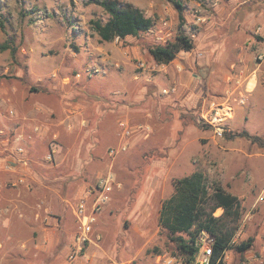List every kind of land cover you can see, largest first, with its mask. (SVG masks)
Wrapping results in <instances>:
<instances>
[{
    "label": "rangeland",
    "instance_id": "rangeland-1",
    "mask_svg": "<svg viewBox=\"0 0 264 264\" xmlns=\"http://www.w3.org/2000/svg\"><path fill=\"white\" fill-rule=\"evenodd\" d=\"M118 1L139 7L152 19L151 29L123 40L101 41L91 21H105L108 15L94 0H0V158L1 139L8 130L28 149L22 138L32 141L41 120L64 118L58 125L60 137L53 140L50 134L31 156L33 161L29 157L42 182L36 189L26 188L30 213L16 207L7 211L4 198L10 191L0 184V264L54 262L55 246L46 247L49 238L39 230L53 229L48 215L55 214L57 203L47 192L54 202L37 207L41 184L74 174V183L84 181L93 192L99 178L109 172L115 180L113 190L97 213L89 235L92 241L82 250H99L102 263L109 259L113 264H164L165 258L179 252L173 238L190 240V235L171 233L159 222L162 202L173 193L176 178L195 170L206 178L208 194L200 203L206 213L218 217L223 212L221 206L213 207L216 188L242 194L238 218L229 225L234 232L242 226L236 242L248 236L254 241L244 253L225 251V262L264 264V197L258 200L264 196V147L238 135L245 130L264 138V88L250 95L247 89L250 72L259 69L264 82V62L258 66L253 60L264 59V25L243 30V15L236 20L245 12L243 6L264 15V0H245L231 9L235 13L230 16L225 0H182L183 20L170 0ZM215 3L221 7L218 11ZM256 22L260 20L249 25ZM180 33L193 39L190 51H180L170 62L150 55V47L172 42ZM238 34L239 44L232 43ZM201 57L205 61L200 65ZM211 63L216 65L210 68ZM171 68L196 81L213 70L216 91L200 85L195 101L180 102L176 97L180 81L166 79ZM20 100L43 106L36 112L39 123L27 119ZM121 120L131 129L128 135L118 124ZM29 122L27 131L20 127L24 133L8 126ZM217 127L221 134L215 132ZM51 141L58 145L48 161ZM235 148H244L251 156H228ZM3 170L0 183L6 178ZM61 212L59 226L64 229L66 211ZM68 213L72 245L79 228L69 206ZM206 213L189 229L196 233L197 249L203 232H208L202 227ZM61 236L57 235L63 241ZM87 258L82 256L84 264Z\"/></svg>",
    "mask_w": 264,
    "mask_h": 264
},
{
    "label": "trees",
    "instance_id": "trees-1",
    "mask_svg": "<svg viewBox=\"0 0 264 264\" xmlns=\"http://www.w3.org/2000/svg\"><path fill=\"white\" fill-rule=\"evenodd\" d=\"M94 1L101 5L108 15L105 21L100 19L91 21V25L101 41H112L115 38L123 40L127 36H138L153 26L152 19L131 3H121L118 0ZM170 1L178 10L180 19L183 20L182 0ZM193 45V39L189 35L180 33L172 42L150 47L149 53L156 61L170 62L180 51H190ZM238 135L245 136L252 142H257L260 147H264L263 137L252 135L245 130ZM2 155L6 158L9 154L5 152ZM173 186L174 191L171 196L162 202L159 222L171 233L183 231L190 235V240H185L182 237L173 239L178 246L177 255L191 260L198 249L195 246L196 233L189 232V229L200 214L206 213L200 205L208 194L206 178L201 171L195 170L189 175L175 179ZM216 189L213 207L221 206L223 212L218 217L212 216L210 212L206 213L207 218L202 227L214 236L211 264H227L224 260L225 251L235 249L239 253H244L252 247L254 238L248 236L240 242L229 244L234 234V229L229 225V222L238 218L240 199L236 195L224 193L220 188Z\"/></svg>",
    "mask_w": 264,
    "mask_h": 264
},
{
    "label": "crops",
    "instance_id": "crops-1",
    "mask_svg": "<svg viewBox=\"0 0 264 264\" xmlns=\"http://www.w3.org/2000/svg\"><path fill=\"white\" fill-rule=\"evenodd\" d=\"M225 1H227V4L229 5V7H228L229 10H227V13L229 14V16L231 14L235 13V10H231V9H235L236 7L240 6L241 3L245 2V0H225ZM243 7L245 8L244 9L245 12H242L241 18L236 19L237 21L241 20L242 15H243V18L245 20V25L241 24L242 26H240V28H242V29L244 28V29L248 30L249 28L254 29L256 27H261V25H264V15L263 14L250 12L248 10L247 6H243ZM215 9H217V11L219 9H221L220 5L216 4ZM255 19L256 20L259 19L260 22H256L255 24L249 25V22L253 21ZM239 35L240 34H238L237 36H234V40L231 42L232 43L237 42V44H239V42H238V40L240 39ZM253 41L254 40L252 39L250 41V43H252ZM225 43L227 44L228 42H225ZM204 59H205V57L199 58L198 64L201 65L200 61L204 60ZM253 60H254V62H256V64L258 66L264 62V59L259 61L256 58H253ZM215 65L216 64L211 63L210 68H213ZM212 74H213V70L210 71V73L206 79H202V80L200 79V80L196 81L194 78L192 79L190 75H185L184 73H181V72L177 73L174 69L171 68L170 74H169V76H166V79H168V81H170V80H179L180 81V83H181L180 93H177L176 97H178L180 99L179 100L180 102L183 101L184 103L187 104L192 99H194V101H195L196 96L198 95V93L201 90V86L202 87L209 86L210 87L209 89L211 91H213V92L216 91V90L214 91L215 88H214L213 84L215 81H212ZM249 74H251V76L249 75L250 77L247 81V86H248L247 89H248V91H249L248 93L250 95L258 87L264 88V82L260 81L261 78H259V77H261L260 76L261 73L259 72V69L255 72L253 71V73L250 72ZM203 83H205V84H203ZM233 85H234V82L232 83V87H233ZM230 87H231L230 84L226 85V89L228 90V92L230 91ZM204 89H203V91H204ZM216 94L219 95L218 93H216ZM18 103L21 106V108L24 110L23 112L25 113V116H27V117L29 116V118H27L28 120L33 121L32 123H34V124H37L40 122V121L37 122L35 120H38L36 112L43 108L42 105H40L38 103H35L33 105V104H30L33 102L26 101V100H22V101L20 100V101H18ZM63 108L65 109L64 106H63ZM63 119H61V118H60V120H58V118H53L51 120L46 119L48 122L41 120V125H39V126H41L42 128L40 127L39 132L37 133L36 136H34L32 138L33 139L32 141H29L30 139H25L24 137L22 138V141L24 143H26V145L28 147L27 152H28V155L30 154L28 157L36 155V152H38V146H40L41 144H44V142L46 141V139L48 138V136L50 134L53 136V138H54L53 140H55L56 137H60V130L58 129V125H60L63 122ZM111 119H113V117H110V120ZM107 121H109V120L106 119L105 122H107ZM30 124L31 123L29 122V123H25L21 126L17 125V124H11V125L9 124L8 126H9V129L15 130L16 133L18 134V133H24L23 131H27L29 129ZM81 125H83V124H81ZM20 127H23V128H21V130H23V131L20 130ZM83 127L81 128V131H83V129H84ZM112 129H113V124H112V128H111V132H112ZM67 132H68V130H67ZM74 132H75V130H74ZM87 133H89V132H87ZM100 133H101V131L98 133L99 136H100ZM86 135L87 134H84L82 138L86 137ZM18 140H19V137H15L13 134H11V131L8 130L7 135L1 139V142L3 144V148H1V153H5L6 151H8L10 149V146L14 147L13 144H17ZM57 145L58 144L55 141H51V143L48 145V152L50 150H53V156H54L55 152L57 151V147H56ZM227 154H229L228 156H235V154L240 155L241 157L242 156L243 157L251 156V154L248 153L244 148L232 149L231 152L229 151ZM257 154L261 155L260 153H257ZM6 158H3V159L0 158V171L4 169L3 166H4ZM31 159H32V157H31ZM32 161H33V159H32ZM3 171L4 172L2 174L6 178L3 179L1 181L2 183H0V184L4 185V187H5L4 189L6 191L7 190H8V192L10 191L9 195H6V198H4L5 199L4 204L6 206H8V209H6V210L9 211V210H11V208L14 207L13 209H15V207H16V208H18V211H20V212L23 211V212H29L30 213V211L28 210V207L30 206V202H29L30 200L26 196L29 194L28 190H30V188L33 189V187L35 186L34 189H36L37 185L39 186V183H42L41 179H40L41 176L38 173H36L30 165L27 168H20L18 170L19 171L18 175H19V173H22V175L25 176L26 180L30 184V188L27 190L25 187H23L21 185L15 186V187H10L9 185H7L6 180L10 177L14 178L17 174L16 173H10V172H7L5 170H3ZM189 174H187V175H189ZM184 176H186V175H184ZM184 176H182V177H184ZM179 178H181V177H179ZM73 179H74V174L70 175V177H67V178L66 177L65 178L52 177V179L47 183V185L41 184L42 191H40V193H42V192L43 193L41 194L42 198H38L40 200L37 203V207L41 206L42 204L44 205V203H47V201L48 202L50 201V203L53 201V200H51L52 195H48V193L49 194L53 193V199L57 203V211L55 212V214H53L52 216L48 215V217L50 219L49 221H50V223H52L51 226L53 229L48 230L46 227H43L39 230V232L41 233L40 234L41 236L44 235L47 238H49V242L45 246L48 248L55 246V249H56V250L54 249V254H55L53 257L54 262L51 261V263H49V264H62L63 262H65V257L67 256V254L70 252V250L75 245L76 239L75 240L73 239L72 245H68V241H69V235L68 234L70 233V231L68 230L70 224L67 223V221H70L69 213H68V206L71 209L72 215L74 216V218H76L75 214H74L75 206L77 205V203L81 199L87 198V195H89V192H91L87 189V184L84 183V181L82 183H79V182L74 183ZM176 179H178V178H176ZM8 180H10V179H8ZM62 188H65V190L63 191ZM60 190H62V191H60ZM231 194L236 195L238 198L242 197L241 196L242 194L238 195L235 192L231 193ZM36 195H40V194L36 193ZM263 197H264L263 194L259 195L258 200L259 199L262 200ZM38 199L36 198V200H38ZM63 209L66 211V215H65L66 223H65V225H63L64 229H62V227L59 226V224H60L59 216L62 213L61 211H63ZM20 214L22 215V213H20ZM39 215H40V211H38V213L35 214L36 217H39ZM49 231H50V235L48 234ZM57 231H58V234H60V235L62 234V236L64 235V238H62L63 241H60L58 239ZM60 232H64V233H60ZM91 241H92V239L90 238L89 241H86V242L88 243ZM86 242L84 243V246H85ZM60 243H62V244H60ZM82 251L83 252H81V255H77V257L75 258V260H74L75 264H84L82 262L83 260H81L83 255L88 257L87 258V261H88L87 264H101L102 263L101 256H100L101 253L99 250L89 251V253H88V251L87 252H84V250H82ZM58 258L61 260L60 262H57ZM113 263H115L113 260L109 261V259H108L106 261H103L102 264H113ZM36 264H38V263H36Z\"/></svg>",
    "mask_w": 264,
    "mask_h": 264
},
{
    "label": "built area",
    "instance_id": "built-area-1",
    "mask_svg": "<svg viewBox=\"0 0 264 264\" xmlns=\"http://www.w3.org/2000/svg\"><path fill=\"white\" fill-rule=\"evenodd\" d=\"M174 90V88H172ZM167 89H163L164 93H168ZM119 126L125 128L124 133L128 135L130 133V128L125 121H119ZM217 134H221V128H215ZM124 135V136H125ZM20 141V140H19ZM120 148L125 149V144H121ZM8 157L5 159L4 170L10 173H16L14 178L7 181V185L10 187L23 186L25 188H30L29 182L26 180L22 173H19L20 168H27L29 166L28 152L24 144L21 142L17 143L13 148L8 150ZM115 153L114 149L110 150V154ZM53 158V150H50L46 159L51 161ZM115 180L113 175L109 172L102 176L98 180V184L95 190L87 198L81 199L74 208V214L76 217V222L78 223L79 230L76 233V243L70 252L65 257V262L63 264H73L74 259L82 251L83 244L89 241V235L92 233L93 224L96 221L97 213L100 211L101 206L107 201L109 193L113 190ZM242 226L234 232L229 244L236 242L240 236ZM214 242V236L209 232H203V238L200 239L198 243V251L193 259L186 260L184 256H168L164 259V264H211L212 256V244Z\"/></svg>",
    "mask_w": 264,
    "mask_h": 264
}]
</instances>
